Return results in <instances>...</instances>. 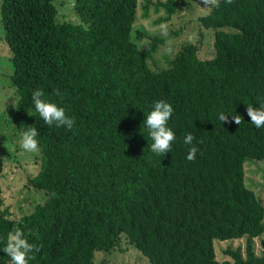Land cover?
I'll return each instance as SVG.
<instances>
[{
	"label": "trees",
	"instance_id": "trees-1",
	"mask_svg": "<svg viewBox=\"0 0 264 264\" xmlns=\"http://www.w3.org/2000/svg\"><path fill=\"white\" fill-rule=\"evenodd\" d=\"M153 6L170 14L176 0ZM136 7L73 0L77 20L68 21L57 19L53 0H0L16 112L35 110L40 89L75 119L69 130L30 112L39 167L27 181L45 198L12 219L0 197V264H10L3 248L16 228L40 248L29 264H99L96 251L122 243L148 264H264L253 241L264 231V207L243 165L264 164V127L247 115V105L264 103V0L209 6L197 22L213 31L212 55L199 58L197 45L184 43L159 69L147 62L164 39L151 35L138 47L131 38ZM159 100L174 109L176 139L164 155L151 151L144 123ZM221 113L243 120L223 123ZM189 133L194 162L186 159ZM240 238L242 247L222 250L229 259L215 258L213 240Z\"/></svg>",
	"mask_w": 264,
	"mask_h": 264
},
{
	"label": "rangeland",
	"instance_id": "rangeland-1",
	"mask_svg": "<svg viewBox=\"0 0 264 264\" xmlns=\"http://www.w3.org/2000/svg\"><path fill=\"white\" fill-rule=\"evenodd\" d=\"M58 20L76 21L72 10L73 0H53ZM146 0H137L136 16L133 23L131 38L138 47H142L148 36L156 35L164 39L157 46L155 53L148 60L152 69L163 68L167 61L184 43L197 45V56L209 58L212 53L213 31L199 26L197 17L205 14L209 6L203 0H176L175 10L167 14L163 7L155 8L157 0H149L147 9L143 6ZM164 1V0H159ZM166 32V34H165ZM171 49V52L168 49ZM8 51L3 42V29L0 24V153L3 159V169L0 175V197L2 207L12 219L29 213L37 203L43 202L45 195L41 190L28 184V178L34 176L39 167V152L24 151L19 140L21 124L31 126L29 110L24 114L16 112L14 108V88L9 86L11 63L7 58ZM246 182L254 185L256 196L264 207V164L261 161L246 159L244 161ZM264 223V217H263ZM264 236V231L261 237ZM261 237L254 238V251L256 254L264 252L259 243ZM244 239L213 240L215 258L217 260L229 259L222 250L227 246L234 248L243 246ZM120 248V249H119ZM113 249L111 252L96 251L94 259L99 264H148L147 259L140 253L125 244Z\"/></svg>",
	"mask_w": 264,
	"mask_h": 264
},
{
	"label": "clouds",
	"instance_id": "clouds-1",
	"mask_svg": "<svg viewBox=\"0 0 264 264\" xmlns=\"http://www.w3.org/2000/svg\"><path fill=\"white\" fill-rule=\"evenodd\" d=\"M206 6L217 7L219 5V0H203ZM226 4H232L233 0H225ZM166 34V32H165ZM171 52V49H168ZM56 95H60L59 90H55ZM32 101L36 112L43 121L49 126L55 125L56 127H66L67 129H72L75 124V119L66 115V111L63 107L58 106L57 103L49 101L45 97L43 90L37 89L32 92ZM174 112L173 106L164 101L159 100L154 103L153 110L147 115L144 121L151 140V151L157 155H164L172 150V144L176 139L174 131L168 127V122L172 117ZM247 115L250 117L251 123L256 126V128L264 127V103H261L258 107L252 105H247ZM218 119L223 123H230L232 121L235 124L240 125L243 117L240 115L231 116V121L229 120V115L224 113L219 114ZM21 136L19 140L20 147L29 153L39 151V142L36 137L39 132L35 126L25 127L21 124ZM195 137L189 133L184 139L186 145H191L186 159L188 161L194 162L198 152V148L193 145ZM40 248L26 239L24 233L20 228L14 229L8 234L6 245L3 248V253H5L10 258V264H29L30 260L35 259L33 253H38Z\"/></svg>",
	"mask_w": 264,
	"mask_h": 264
}]
</instances>
